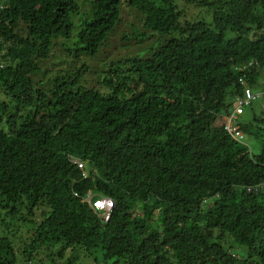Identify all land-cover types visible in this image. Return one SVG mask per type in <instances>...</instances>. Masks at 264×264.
I'll list each match as a JSON object with an SVG mask.
<instances>
[{
  "label": "trees",
  "instance_id": "trees-1",
  "mask_svg": "<svg viewBox=\"0 0 264 264\" xmlns=\"http://www.w3.org/2000/svg\"><path fill=\"white\" fill-rule=\"evenodd\" d=\"M176 2L126 0L144 29L170 37L126 58L125 75L112 64L101 94L77 85L85 68L48 91L35 77L58 40L72 42L76 59L94 57L123 0H91L89 13L79 0H2L0 222L46 203L31 251L61 243V252L101 247L102 264H264V193L245 190L264 183V0L196 1L216 7L210 24L181 22ZM240 78L263 89L238 122L257 152L220 124ZM104 198L106 220L93 204ZM226 238L244 251L230 252ZM15 250L0 236V264H16Z\"/></svg>",
  "mask_w": 264,
  "mask_h": 264
},
{
  "label": "rangeland",
  "instance_id": "rangeland-1",
  "mask_svg": "<svg viewBox=\"0 0 264 264\" xmlns=\"http://www.w3.org/2000/svg\"><path fill=\"white\" fill-rule=\"evenodd\" d=\"M91 0H79L80 8L83 13H89L91 10ZM121 9L120 22L116 26L113 33L107 38L105 44L100 48L99 52L94 57L81 55L79 59L74 57V46L71 41L58 40L50 53V57L40 63V72L36 74V80L45 91L53 87L54 81L58 77H64L68 74L75 73L76 70L85 68L81 71L80 80L77 85L88 89H94L101 94H108L110 91L106 88L102 81L104 78L112 77L113 74L109 70H114L112 66L119 64V70L123 71L124 75L130 69V65L125 63L126 58H134L137 56H145L148 51L155 49L158 45L164 43L170 36H161L159 38L155 33L143 28L142 15L131 9L126 0ZM195 1V2H194ZM193 0L191 4L185 3V0H177L185 10L183 21L194 22L202 20L208 24L212 21V14L215 6L206 4L196 5ZM211 1V0H208ZM254 36L258 38L263 34V31H256ZM252 34H249L251 37ZM233 33L228 34V38H233ZM148 55V54H147ZM134 78V75H132ZM264 88V72L259 81ZM258 95L263 89L256 90ZM254 92V91H253ZM256 93V92H254ZM261 98V96H260ZM260 98L255 101V105H261ZM264 107V106H262ZM241 117L238 118L240 122ZM224 118L221 120L222 125ZM243 142L250 146L254 152L258 151V146L253 141L245 137ZM26 205V202H25ZM24 206L17 209V215L10 218L4 213L1 216L0 236L8 237L14 243L16 251V264H102L103 250L101 247H96L90 251H86L82 246L73 248H65L62 252L61 243L51 246H42L30 250L31 238L36 224L41 219V213H48L49 207L46 203H40L32 209V216L27 215ZM25 218V219H23ZM226 243L229 245L230 252L244 251L243 248L232 244L230 238H226ZM230 245L232 247H230ZM231 248V249H230ZM31 251V259L26 258V252ZM240 251V253H241Z\"/></svg>",
  "mask_w": 264,
  "mask_h": 264
},
{
  "label": "built area",
  "instance_id": "built-area-1",
  "mask_svg": "<svg viewBox=\"0 0 264 264\" xmlns=\"http://www.w3.org/2000/svg\"><path fill=\"white\" fill-rule=\"evenodd\" d=\"M0 8H2V0H0ZM253 65H256V63L249 62L248 64L239 66L237 69L239 71H243ZM239 82L243 88L242 94L236 98V105L232 112L224 117L222 126L233 140L244 143L243 140L245 136L239 130L237 121L238 118L244 113L245 109L258 99L260 94L258 95V93L252 92L251 89L247 86L244 78H240ZM262 111L264 112V107H262ZM72 163L75 164L83 172L85 177L87 176L86 172L84 171L82 162L77 159H72ZM245 190L248 193H264V183L248 186ZM90 198L91 195H88L86 199L89 200ZM93 204L95 207L102 209V216L106 220L109 211L113 207V201L109 198H104L102 202H95Z\"/></svg>",
  "mask_w": 264,
  "mask_h": 264
}]
</instances>
